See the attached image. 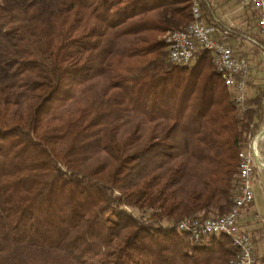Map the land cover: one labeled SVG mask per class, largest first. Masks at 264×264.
<instances>
[{
    "label": "trees",
    "instance_id": "trees-1",
    "mask_svg": "<svg viewBox=\"0 0 264 264\" xmlns=\"http://www.w3.org/2000/svg\"><path fill=\"white\" fill-rule=\"evenodd\" d=\"M192 4L0 0V264H230L177 225L230 211L264 82L238 103L210 50L170 60Z\"/></svg>",
    "mask_w": 264,
    "mask_h": 264
},
{
    "label": "built area",
    "instance_id": "built-area-1",
    "mask_svg": "<svg viewBox=\"0 0 264 264\" xmlns=\"http://www.w3.org/2000/svg\"><path fill=\"white\" fill-rule=\"evenodd\" d=\"M201 1L193 0V18L184 28L166 32L164 40L168 45L169 58L175 63H188L197 49L210 50L213 53L216 71L235 92L236 101L243 103L249 97L248 58L235 53L229 42L230 36L235 33L231 28H221L206 21ZM239 2L242 8L256 13L257 28L263 41H258L249 35L246 38L261 48L264 61V0H239ZM260 134L261 142L264 140V133L249 134L248 146L239 153V188L233 198L230 211L217 218L186 217L177 225L178 229L189 233L195 241L210 235L229 237L237 248V253L229 260L230 264H264V259L262 261L258 259L252 234L242 229L239 224L244 210L255 198L256 158L260 155L256 140Z\"/></svg>",
    "mask_w": 264,
    "mask_h": 264
},
{
    "label": "crops",
    "instance_id": "crops-1",
    "mask_svg": "<svg viewBox=\"0 0 264 264\" xmlns=\"http://www.w3.org/2000/svg\"><path fill=\"white\" fill-rule=\"evenodd\" d=\"M242 14H244L242 16ZM240 18L235 19L234 13H228V10H223L221 16H217L218 21L221 23V28H231L235 35L230 36L229 40L233 47L244 49L243 51H235L237 55L243 56V53L247 51L246 46L250 44L246 38L247 30L255 31L257 28V18L256 20L252 19L251 15H248V12H243ZM235 24V25H234ZM235 28V29H234ZM246 49V50H245ZM243 52V53H242ZM260 142V140H259ZM259 144V154L261 157L256 158V171H255V183L254 186H259L260 190H264V140ZM255 190V187H254ZM255 196V191H254ZM240 227L250 234H252L255 242V250L258 256V259L262 261L264 259V215L258 210L255 203V198L252 204L247 207L240 219Z\"/></svg>",
    "mask_w": 264,
    "mask_h": 264
},
{
    "label": "rangeland",
    "instance_id": "rangeland-1",
    "mask_svg": "<svg viewBox=\"0 0 264 264\" xmlns=\"http://www.w3.org/2000/svg\"><path fill=\"white\" fill-rule=\"evenodd\" d=\"M210 2L212 3L214 10L216 12V14L218 16H221L222 11L228 10V13H234V20L237 18H240L241 14L243 12H248V15L252 16V13L244 8H242L240 6V2L239 0H210ZM244 14H242L243 16ZM237 21L235 20V23ZM237 24V23H236ZM235 25V24H234ZM166 33H164L162 35V38L164 39ZM233 47V45H232ZM247 48V53L249 56V62H250V78L253 79L255 82H264V63H263V59H262V53L260 51V53L255 54V52H253V45L248 44L246 46ZM234 51H243L244 49L240 50L238 49V47L234 48ZM246 50V49H245ZM249 89V96L251 94L252 89L248 86ZM263 127L261 128V130H259L256 134L260 133L262 131ZM260 143V142H259ZM258 157H261V155H258ZM255 203H256V207L258 208V210L264 215V190H260L259 186L255 185Z\"/></svg>",
    "mask_w": 264,
    "mask_h": 264
},
{
    "label": "bare ground",
    "instance_id": "bare-ground-1",
    "mask_svg": "<svg viewBox=\"0 0 264 264\" xmlns=\"http://www.w3.org/2000/svg\"><path fill=\"white\" fill-rule=\"evenodd\" d=\"M260 139H261V134L258 135L257 140H256V144H258V142H259Z\"/></svg>",
    "mask_w": 264,
    "mask_h": 264
},
{
    "label": "water",
    "instance_id": "water-1",
    "mask_svg": "<svg viewBox=\"0 0 264 264\" xmlns=\"http://www.w3.org/2000/svg\"><path fill=\"white\" fill-rule=\"evenodd\" d=\"M261 133H264V128L262 129Z\"/></svg>",
    "mask_w": 264,
    "mask_h": 264
}]
</instances>
